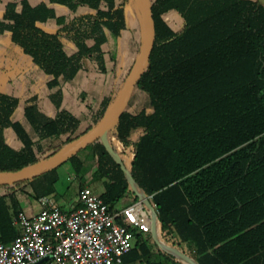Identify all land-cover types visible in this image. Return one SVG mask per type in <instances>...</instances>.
<instances>
[{
    "label": "trees",
    "instance_id": "trees-1",
    "mask_svg": "<svg viewBox=\"0 0 264 264\" xmlns=\"http://www.w3.org/2000/svg\"><path fill=\"white\" fill-rule=\"evenodd\" d=\"M147 2L154 37L149 65L109 129V144L98 139L88 145L97 158L94 176L104 182L106 202L115 207L130 192L138 201L134 180L158 209L167 247L160 245L156 253L152 235L139 233L124 260L169 264L178 256L174 250H181L196 264H264V0ZM54 3L66 5L70 13L58 16ZM134 4L7 2L0 32L10 31L12 41L47 74L46 87L56 110L50 115L36 96L24 103L0 90V172L70 148L99 122L132 66L77 136L73 134L82 120L65 107V87L89 60L97 62L102 73L110 72L112 81L117 79L128 27L126 8ZM173 11L183 18L179 29L168 19ZM52 18L58 24L56 32L41 26ZM141 31L138 27L134 32L136 57ZM136 89L147 101L133 111L130 97ZM21 108L30 130L16 118ZM137 129L141 134L133 138ZM63 134L66 140L55 143ZM45 139L52 142L45 146ZM130 149L131 165L123 166L119 158ZM82 150L67 160L78 173L85 164L79 156ZM57 168L14 185L30 186L34 198L53 195L60 179ZM7 186L11 185L0 188ZM21 209L13 192L0 193V241L17 236L14 217Z\"/></svg>",
    "mask_w": 264,
    "mask_h": 264
},
{
    "label": "built area",
    "instance_id": "built-area-1",
    "mask_svg": "<svg viewBox=\"0 0 264 264\" xmlns=\"http://www.w3.org/2000/svg\"><path fill=\"white\" fill-rule=\"evenodd\" d=\"M80 200L78 208L68 211L54 197L42 196L39 212L19 210L17 236L0 241V264H123L139 233L159 238L161 228L143 199L118 209L85 186Z\"/></svg>",
    "mask_w": 264,
    "mask_h": 264
},
{
    "label": "rangeland",
    "instance_id": "rangeland-1",
    "mask_svg": "<svg viewBox=\"0 0 264 264\" xmlns=\"http://www.w3.org/2000/svg\"><path fill=\"white\" fill-rule=\"evenodd\" d=\"M134 9L136 10L134 14L128 19V27L124 30L123 37H122V48L119 53V63H118V77L114 81L111 80L110 72L102 73L95 61H86L84 69L80 71L75 79L70 81L68 85L70 91L65 88V93L67 94V101L65 102V107L75 115H77L81 120V126L76 130L73 136H77L81 132H83L89 124L92 122V113L96 110L100 102L102 101L103 97L111 91V89L118 84L122 83L128 69L133 65L136 59V53L134 50V36L135 30L138 27H141V34L143 32L142 28V20L137 11V8L134 4ZM171 23L174 25L176 29H179L183 26V19L180 21L172 20ZM26 62L20 61L19 64L16 65L15 68L23 67L28 68ZM21 65V66H20ZM112 62L109 61V69H111ZM38 69V68H37ZM39 71V72H38ZM46 74L41 70H35L33 67L28 68L25 78L19 80V83L16 84V87L10 86L14 92L22 93L23 96L31 95L32 93H37L40 96V105L42 107L51 106L49 102L48 88L45 87V79L44 76ZM131 101V102H130ZM130 108L131 110H139L147 101V97L145 94L140 90L136 89L131 97H130ZM52 102V101H51ZM49 103V104H48ZM48 104V105H47ZM55 107V106H54ZM54 110L45 109V111L53 115ZM54 111V112H53ZM22 118L25 122L26 126L30 128L29 122L26 120L23 114V109L17 113L16 118ZM35 136V134H34ZM67 134H63L61 138H59L55 143H61L62 141L66 140ZM52 141L50 139L43 140L45 146H48ZM92 149L91 146L84 148L79 153V156L82 157L90 152ZM126 166L130 167L131 161H124ZM94 164V165H93ZM96 167L95 161H85L83 169L78 173L76 166L74 165L73 161H66L57 168V172L60 175V179L56 186V192L54 195L56 196L57 203L65 210H74L78 208L81 204L80 200V192L82 188L90 183L91 174H87L89 169H94ZM75 173L76 175H73ZM53 173H50L48 177H51ZM73 176V177H72ZM89 180V181H88ZM39 181V179L37 180ZM88 182V183H86ZM11 186L1 187L0 193H11L13 192L14 195L17 196L18 199H21V206L22 208L29 210V204L27 201H23L26 199H34V195L32 193V188L26 187L21 188L19 186H15L14 184H10ZM14 185V186H13ZM91 188H93L96 192L102 193L104 190V186L101 183H94L92 182L89 184ZM135 189V188H134ZM138 193V192H137ZM139 194V193H138ZM144 201L146 208L149 210L151 216L155 221V225L158 229L161 228V222L159 220L158 214L155 213L154 208L152 207L153 202L149 199H144L139 194V200ZM138 200V201H139ZM135 202L133 197V193L130 192L127 196L121 199L118 203H116L115 208L122 209L132 203ZM36 208L40 210L41 206L40 203L35 205ZM37 209V210H38ZM148 234V233H144ZM153 249L156 253L159 252V246L161 242L159 238H153L150 240ZM168 244L171 245V242L168 241ZM146 264V263H144ZM169 264H189L188 260L181 258L180 256H175L173 260Z\"/></svg>",
    "mask_w": 264,
    "mask_h": 264
},
{
    "label": "water",
    "instance_id": "water-1",
    "mask_svg": "<svg viewBox=\"0 0 264 264\" xmlns=\"http://www.w3.org/2000/svg\"><path fill=\"white\" fill-rule=\"evenodd\" d=\"M133 1L142 20V45L140 48V52L130 69L126 84L121 89L117 98L114 100L110 108L102 116L99 122L91 130H89L76 142H74L70 148L63 149L60 152H57L47 158L36 161L28 166H24L20 169L11 170L7 172H0V186L7 184H15L16 182L23 181L26 179H33L36 175L42 174L53 168H56L66 162L80 150H82L89 144L94 143L98 139H102L107 144H109V129L114 123L116 116L119 115L120 111L124 109L131 92L133 91L137 82L139 81L142 74L149 65L151 52L154 44L153 22L149 11L148 2L147 0ZM119 162L124 166V161H122V159L119 158ZM133 187L142 196V198L147 200L149 199V197L140 189V187L134 180ZM159 240L161 242V245L167 247L165 238L162 234V228L160 231ZM174 251L177 252L176 250ZM182 256L185 260L189 261V264H196L188 256L184 254H182Z\"/></svg>",
    "mask_w": 264,
    "mask_h": 264
},
{
    "label": "crops",
    "instance_id": "crops-1",
    "mask_svg": "<svg viewBox=\"0 0 264 264\" xmlns=\"http://www.w3.org/2000/svg\"><path fill=\"white\" fill-rule=\"evenodd\" d=\"M9 1H20V0H0V19L2 18V15H3V13H4L5 9H6V4ZM39 1L40 0H32V2L34 4L38 3ZM53 6H54V8H55L56 13H57L58 16L68 15L70 13V9L66 5L59 4V3H54ZM81 10H83V8H81L80 11ZM135 11L136 10L134 9L133 5H128L127 6V8H126L127 20L134 14ZM168 19H169L170 22L172 20H174V22H175V21H180L183 18H182V16L178 12L173 11V12H171V13L168 14ZM41 26L43 28H45L47 31H49V32H56L57 29H58L57 21L54 18L49 19L45 23H42ZM172 26L174 27L173 24H172ZM20 61L29 63V64H27L28 65L27 66L28 68H30V67L32 68L33 67V69H35V70H38L39 69L38 66L33 63V61L31 60V58L27 54H25L23 52V49L20 46L16 45L12 41L11 32L10 31L0 32V90L3 91V92L9 93V94H13V95H16V96L20 97L21 100H22V102H24V103L29 98H31L33 96H36L37 97V103L39 104V106L43 110H45V109L53 110L55 107H54L53 103L51 102L49 95H47V96L49 98V102H50L51 106L42 107L40 105V102H39L40 101V96L37 93H32L31 95L23 96L22 93L14 92V90L10 88V86L16 87V84L19 83V80L21 81L22 78H25L26 77V74L25 73L27 72L28 68H26V69L23 68V67L15 68L16 65L20 63ZM40 74L42 76H44L42 73H40ZM44 79H45V87H46V83H47V79H48L47 74H46V76H44ZM69 84H70V81L68 82V85ZM68 85L65 87L66 89L69 87ZM68 91H70V90H68ZM48 94H49V91H48ZM67 99H69V98H67V94L65 93V102L67 101ZM21 109L18 112H20ZM148 110L151 111L150 108ZM16 115H17V113H16ZM19 120H21L22 123H24V125L26 126L25 122L23 121V119L21 117L19 118ZM28 129L30 130L31 129V126ZM140 134H141V130L140 129L134 130L133 133H132V137L133 138H137ZM80 158H81L82 161H97V158L94 157V154H93V150L92 149L90 150V152L88 154L83 155ZM132 158H133V152H132L131 149L128 150V151H126L122 155V161H132ZM95 171H96V167L94 169H92V168L89 169V171L87 173V174H91V177L89 179L90 180V183L89 184H91L92 182H94V183H98V184L101 183L102 186H104L103 180H100V179H96L95 178V176H94ZM73 175H76V174L73 173ZM86 183H88V182H86ZM89 184H86L85 186H88ZM56 186H57V184H56ZM104 190H105V186H104ZM104 190H103V192H104ZM102 193H100V194L102 195ZM44 196H52L56 200V196L54 194L53 195H44ZM39 198H34L32 200L31 199L23 200V201H27L30 204H29V210H26L24 208L22 210H25L30 215L39 212V209L35 207V205L37 203H39ZM19 200H20V202H22L21 199H19ZM17 229H18V227H17ZM176 251L179 252V253H177L178 256H180L181 258H183L182 254H181L182 253L181 250H176ZM123 264H144V263H139V262L129 263L128 260L127 261L124 260L123 261Z\"/></svg>",
    "mask_w": 264,
    "mask_h": 264
}]
</instances>
